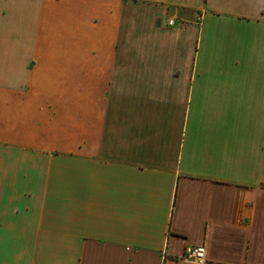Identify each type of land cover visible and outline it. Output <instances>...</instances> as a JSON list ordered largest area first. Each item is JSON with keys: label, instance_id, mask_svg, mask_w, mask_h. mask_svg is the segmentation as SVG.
Returning a JSON list of instances; mask_svg holds the SVG:
<instances>
[{"label": "crops", "instance_id": "obj_1", "mask_svg": "<svg viewBox=\"0 0 264 264\" xmlns=\"http://www.w3.org/2000/svg\"><path fill=\"white\" fill-rule=\"evenodd\" d=\"M0 264H264V0H0Z\"/></svg>", "mask_w": 264, "mask_h": 264}, {"label": "built area", "instance_id": "obj_2", "mask_svg": "<svg viewBox=\"0 0 264 264\" xmlns=\"http://www.w3.org/2000/svg\"><path fill=\"white\" fill-rule=\"evenodd\" d=\"M172 23V21H170ZM206 247L205 245L188 246L182 256L185 260H190L197 263H202L206 260Z\"/></svg>", "mask_w": 264, "mask_h": 264}]
</instances>
